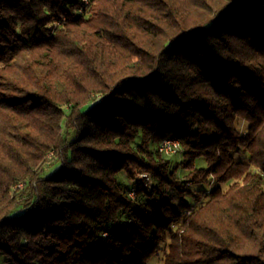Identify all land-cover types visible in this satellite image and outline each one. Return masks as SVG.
Returning <instances> with one entry per match:
<instances>
[{
    "label": "trees",
    "instance_id": "trees-1",
    "mask_svg": "<svg viewBox=\"0 0 264 264\" xmlns=\"http://www.w3.org/2000/svg\"><path fill=\"white\" fill-rule=\"evenodd\" d=\"M154 256L264 264V0H0V264Z\"/></svg>",
    "mask_w": 264,
    "mask_h": 264
},
{
    "label": "rangeland",
    "instance_id": "rangeland-1",
    "mask_svg": "<svg viewBox=\"0 0 264 264\" xmlns=\"http://www.w3.org/2000/svg\"><path fill=\"white\" fill-rule=\"evenodd\" d=\"M240 160H241V161H246V160H247V156H246V155H243V156L240 158ZM197 164H198V166H205L203 160H199ZM199 188H201V187H193V189H199ZM206 188H207V187H206ZM206 188L203 187V189H206ZM148 264H163V263H162L160 257H158V256H154V257H152V258L149 260Z\"/></svg>",
    "mask_w": 264,
    "mask_h": 264
},
{
    "label": "built area",
    "instance_id": "built-area-1",
    "mask_svg": "<svg viewBox=\"0 0 264 264\" xmlns=\"http://www.w3.org/2000/svg\"><path fill=\"white\" fill-rule=\"evenodd\" d=\"M159 150H169L170 155L177 154L180 151V144L164 142V147H159Z\"/></svg>",
    "mask_w": 264,
    "mask_h": 264
},
{
    "label": "bare ground",
    "instance_id": "bare-ground-1",
    "mask_svg": "<svg viewBox=\"0 0 264 264\" xmlns=\"http://www.w3.org/2000/svg\"><path fill=\"white\" fill-rule=\"evenodd\" d=\"M164 142H168V143H178V141L176 140H172V139H167L165 141H163L161 144H160V147H164ZM161 152L165 155H170V151L169 150H161Z\"/></svg>",
    "mask_w": 264,
    "mask_h": 264
}]
</instances>
